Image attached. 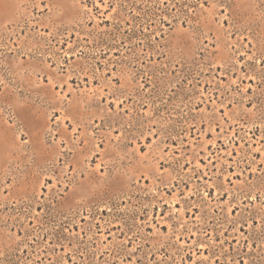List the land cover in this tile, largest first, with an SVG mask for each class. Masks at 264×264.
<instances>
[{
    "label": "rangeland",
    "instance_id": "374dc122",
    "mask_svg": "<svg viewBox=\"0 0 264 264\" xmlns=\"http://www.w3.org/2000/svg\"><path fill=\"white\" fill-rule=\"evenodd\" d=\"M0 264H264V0H0Z\"/></svg>",
    "mask_w": 264,
    "mask_h": 264
}]
</instances>
